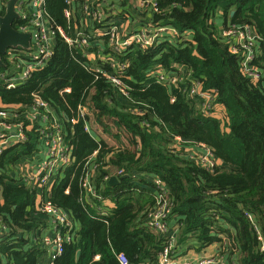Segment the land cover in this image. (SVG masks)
I'll return each mask as SVG.
<instances>
[{"label":"trees","instance_id":"16d2710c","mask_svg":"<svg viewBox=\"0 0 264 264\" xmlns=\"http://www.w3.org/2000/svg\"><path fill=\"white\" fill-rule=\"evenodd\" d=\"M9 1L4 0L0 17ZM156 1L158 12L135 8L130 23L136 18L151 30L171 27L189 33L190 41L185 36L144 51L128 50L122 59L129 63L125 81L130 98L118 96L109 82L96 80L88 70L92 46L70 48L61 37L53 57L22 87L8 90L0 83V105L28 106L32 94L38 93L69 118L63 121L72 161L46 192L53 205L71 217L74 228L64 234L74 241L65 243L54 264H119L118 253L132 264L156 263L163 241L146 220L158 184L169 191L178 246L201 252L225 243L221 254L227 263L264 264V0ZM125 2L124 11L129 0ZM46 10L54 25L67 30L66 0H46ZM219 13L232 24L251 25L262 39L256 61L260 81L248 79L240 58L230 53L216 21ZM19 24L16 21L14 27L19 29ZM85 33L89 35L87 29ZM179 65L191 75V84L199 83L203 91L218 95L228 117L225 126L195 110L185 94L191 84L170 93L146 78L155 67L176 73ZM79 107H85L88 115L80 117ZM87 123L117 140L118 146L95 140L86 131ZM203 147L211 149L220 163L212 170L184 152H204ZM39 152L40 139L33 131L27 143L8 149L0 158V215L10 227L0 250L8 264H41L49 255L42 242L27 239L33 231L49 228L36 212L37 189L21 184L15 175L18 163ZM87 171H94L97 194L114 204L109 212L101 211L103 201L84 194L81 181ZM114 176L120 179L117 186L110 184ZM97 255L99 261L94 260Z\"/></svg>","mask_w":264,"mask_h":264},{"label":"built area","instance_id":"2783aa9c","mask_svg":"<svg viewBox=\"0 0 264 264\" xmlns=\"http://www.w3.org/2000/svg\"><path fill=\"white\" fill-rule=\"evenodd\" d=\"M138 1L143 9L159 11L156 0ZM3 2L4 0H0V12L4 9ZM16 10L20 13L22 21L17 31L30 33L32 40L29 49L8 48L3 56L5 66L2 68L3 71H0V83L8 90L22 87L35 71L42 69L54 55L56 47L54 41L61 37L70 48L92 46L93 53L87 55L91 61L88 70L94 73L96 80L103 79L109 82L118 96L130 98L125 81L129 63L122 59L128 50L138 48L144 51L164 40L179 38L183 40L182 37L185 36L190 41L189 33L181 34L171 27H158L153 30L151 27H132L136 21L130 23L131 18L128 21L130 14L123 15L124 10L115 6L113 0H66L67 30L53 24L46 10V0H18ZM123 16L126 18L125 21L117 20ZM85 29L89 32L88 36ZM67 31L74 33V36H69ZM221 36L225 39L230 53L240 58L244 75L254 83L260 81L262 75L256 61L262 52L259 44L262 39L254 27L249 24L231 23L222 31ZM146 78L151 84L178 89L191 84L192 77L179 65L176 66V73L155 67L149 71ZM65 92L70 93L71 90L66 89ZM185 94L198 113L207 118L218 119L223 126L226 125L227 113L217 102L218 95L215 92L203 91L201 84L192 83ZM32 97V104L28 106L7 108L0 105V158L8 149L27 143L29 134L33 131L40 139V147L46 148L45 160L38 161L37 156L31 160H22L17 164L15 175L21 184L37 189L36 212L43 215L45 223L49 225L47 229L33 231L27 239L33 244L42 242L48 248L49 255L47 259L43 258L40 261L41 264H54L55 259L63 254L65 243L74 241L68 234H64L65 231L73 230L74 224L67 212L53 205L46 189L62 168L71 163L72 150L63 121L66 115L43 100L38 93L32 94ZM78 113L80 117L88 115L85 107H79ZM132 113L136 114L134 111ZM77 122V119L72 121L73 124ZM90 130L91 127L87 123L86 131L91 135ZM202 149L204 152L197 149H186L184 152L189 159L209 170L217 167L220 163L216 161L212 150L204 147ZM96 155L97 153L94 154ZM93 172L87 171L83 177L81 181L83 192L106 203L107 201L97 194L93 185ZM156 188L155 204L147 213L146 225L162 239L163 244L158 261L153 264H193L190 260L181 259L177 250V237L170 232L169 220L173 213V205L169 191L161 184ZM66 193H69V190H66ZM101 211L110 210L104 206ZM247 216L253 220L252 216ZM6 222L0 215V248L10 236V227ZM255 229L259 234L256 225ZM225 246V243H215L213 253L199 260L198 264H228L225 255L221 254L226 251ZM1 250L0 264H8L7 255L3 256ZM261 250L264 251V248ZM116 259L119 264H132L124 253L116 254ZM94 260L99 261L100 256H95Z\"/></svg>","mask_w":264,"mask_h":264},{"label":"crops","instance_id":"0c3cea01","mask_svg":"<svg viewBox=\"0 0 264 264\" xmlns=\"http://www.w3.org/2000/svg\"><path fill=\"white\" fill-rule=\"evenodd\" d=\"M119 1H121V3H124L126 0H119ZM137 3H139V1L138 0H135ZM18 2V1H17ZM129 2L130 3H133V0H129ZM8 4V3H7ZM17 5V4H16ZM6 9H7V6H6ZM125 10L127 9V8H124ZM17 11V10H16ZM27 12H30L29 10H27ZM17 13L20 15V13L17 11ZM6 14V13H5ZM5 16V15H4ZM20 17H21V15H20ZM130 18H131V14L129 15V17H128V21L130 20ZM117 20L119 21V20H121V21H125L126 20V18L123 16V17H121V18H117ZM135 21H136V26H137V28L139 27V28H141V27H143L142 25H143V23H141L140 22V20L139 19H134ZM17 21H20V24L22 23V21H21V18H19ZM216 21H217V23L219 24V27H220V31H221V33H222V31L228 26V25H230L231 24V22L229 21V20H226L225 18H224V16L221 14V13H219L217 16H216ZM16 22V21H15ZM16 29V28H15ZM220 33V34H221ZM101 129L99 128V127H97V126H94V125H92V127H91V130H90V133H91V135L93 136V138L95 139V140H98V139H103V140H105L106 142H108L109 144H111V145H115L114 143H110V142H112V141H114V140H111V139H109L108 140V138H107V136H105V135H103V134H105V133H103L102 132V134H101ZM37 158H38V161H42V160H45V158H46V148H44L43 146L42 147H40V152L37 154ZM153 178H151V180H152ZM120 180V179H119ZM153 181H156V180H153ZM157 182V181H156ZM156 192H157V189H156ZM156 195V194H155ZM105 206L107 207V209H109V210H111L112 208H114V204L111 202V201H107L106 203H105ZM169 225H170V232H171V234H175L176 235V237H177V228H176V225H175V220H171V218H170V220H169ZM223 239H225V238H223ZM213 249H214V244L213 245H211L210 247H208V248H206L205 250H202L201 252H198V251H196V250H189V249H184V247H181V246H178L177 247V250H178V252H179V255H180V257H181V259L182 260H190V261H192L193 262V264H198V261L199 260H201V259H203V258H205V257H208V256H210L212 253H213ZM185 251V252H184ZM52 260V256L50 257V261ZM45 263V262H44ZM229 264V263H228ZM234 264V263H233Z\"/></svg>","mask_w":264,"mask_h":264},{"label":"water","instance_id":"95a60500","mask_svg":"<svg viewBox=\"0 0 264 264\" xmlns=\"http://www.w3.org/2000/svg\"><path fill=\"white\" fill-rule=\"evenodd\" d=\"M18 0H10L7 4L6 14L0 17V67H4L3 56L6 54L8 48H24L29 49L31 45L32 35L30 33H20L14 27L15 21L20 18V15L16 11V4ZM57 44V41H54ZM171 93V88H169ZM65 120L69 121L67 115ZM112 186L120 184V180L117 177L110 179ZM81 252L77 255V261L80 259Z\"/></svg>","mask_w":264,"mask_h":264},{"label":"rangeland","instance_id":"374dc122","mask_svg":"<svg viewBox=\"0 0 264 264\" xmlns=\"http://www.w3.org/2000/svg\"><path fill=\"white\" fill-rule=\"evenodd\" d=\"M114 1V5L115 6H119V7H122L124 4L121 3V1L119 0H113ZM126 3V2H125ZM127 9L122 13L123 15H127V14H131V11L135 8H138V9H143L141 8V5L139 3H137L135 0H133V3H130V2H127L126 6H125ZM146 8H144L143 10H145ZM133 12V11H132ZM145 19V18H144ZM17 30V29H16ZM181 40V38H180ZM262 75V74H261ZM262 78V77H261ZM101 134H102V131H101ZM105 136H107L108 140L111 139L113 140L109 135L107 134H103ZM110 143H114L115 145H112L113 147H116L118 146V141L115 140V141H112ZM111 145V144H110Z\"/></svg>","mask_w":264,"mask_h":264},{"label":"flooded vegetation","instance_id":"af4514ba","mask_svg":"<svg viewBox=\"0 0 264 264\" xmlns=\"http://www.w3.org/2000/svg\"><path fill=\"white\" fill-rule=\"evenodd\" d=\"M0 68H4V67H0Z\"/></svg>","mask_w":264,"mask_h":264}]
</instances>
